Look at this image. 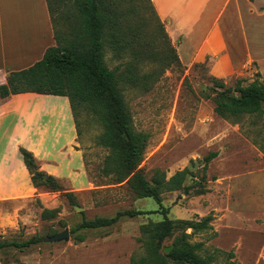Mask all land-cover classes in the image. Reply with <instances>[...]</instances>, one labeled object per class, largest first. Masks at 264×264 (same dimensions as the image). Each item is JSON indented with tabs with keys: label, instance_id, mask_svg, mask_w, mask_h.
Returning a JSON list of instances; mask_svg holds the SVG:
<instances>
[{
	"label": "rangeland",
	"instance_id": "1",
	"mask_svg": "<svg viewBox=\"0 0 264 264\" xmlns=\"http://www.w3.org/2000/svg\"><path fill=\"white\" fill-rule=\"evenodd\" d=\"M125 1L124 8L132 9L129 19L134 23L136 9L129 0ZM235 1L231 0L230 7ZM239 1L240 21L250 43L264 56V0ZM229 17L233 18L225 16L222 20L226 28L231 25ZM138 24L147 27L143 21ZM60 27H65V22ZM146 33L148 35L147 30ZM170 44L177 54L171 40ZM245 52L241 63H238L240 53L231 54L234 69L223 77L212 73L213 62L207 57L205 67L185 66L180 62L181 68L174 66L165 70L149 91L129 87L123 90L135 129L149 135L140 166L147 179L156 169L166 172L169 178L192 166L193 176L187 178L185 185L195 184L202 175L204 158L217 154L205 171L202 184L207 190L205 193L197 195L192 190L185 194L180 190L162 198L171 220L197 221L209 214L213 216L212 229L189 239L191 244L203 243L199 254L205 258L211 256L210 264H225L229 252L233 253L231 261L236 264H264V114L261 118L245 117L233 124L215 115L213 102L202 95L211 94V77L232 88L238 80H243V86L249 85L257 72L259 78L264 79V62L251 60ZM105 60L111 69L121 62L114 59L109 50L105 51ZM78 121V148L83 153L89 186L73 192L76 205H71L61 192L35 188V196L30 200L1 207L0 219L9 216L16 219L14 226L0 227L3 240L22 242L37 236L41 242L23 251L0 250V264H130L131 257L143 253L137 241L140 225L162 219L159 214L148 215L158 211L152 200L135 199L125 186L109 185L107 179L101 177L99 168L107 155V151L95 143L101 126L87 111L81 112ZM60 184L69 190L66 183ZM43 210H55L56 214L42 219ZM124 210H135L143 215L124 218L105 229L73 232L83 219L111 218ZM65 229L69 231L68 240L47 241ZM187 234H191V230H187ZM77 236L84 241L78 242ZM177 237L175 233L164 245L171 244Z\"/></svg>",
	"mask_w": 264,
	"mask_h": 264
},
{
	"label": "trees",
	"instance_id": "2",
	"mask_svg": "<svg viewBox=\"0 0 264 264\" xmlns=\"http://www.w3.org/2000/svg\"><path fill=\"white\" fill-rule=\"evenodd\" d=\"M125 3V0H46L55 44L33 66L7 75L6 84L0 85V101L23 93L63 96L69 101L78 136L81 112L87 111L99 123L101 133L95 143L107 151L99 168L101 177L107 179L109 185L125 186L135 199L152 200L158 211L148 215L162 216L160 221L140 225L137 241L143 253L131 257L130 264H210L211 256L205 258L199 254L203 243L191 244L189 239L194 234L212 229L213 216L209 214L197 221L171 220L167 217L168 209L162 205V198L180 190L185 194L192 190L197 195L205 193L207 190L202 185L205 171L217 154L211 153L204 158L202 175L192 185H185L187 178L193 176L192 166L169 178L159 169L154 170L149 179L144 175L140 166L149 135L135 129L123 90L129 87L149 91L165 70L174 66L181 68V63L151 1L129 0L128 3L136 9L134 23L129 19L132 9H125ZM140 21L147 27L139 25ZM62 22H65L63 28L60 27ZM106 50L121 61L112 69L105 60ZM205 65L206 62L194 67ZM259 77L257 73L247 86L242 85L243 80H238L233 88L211 77V94L202 95L213 102L215 115L230 123L237 124L245 117L261 118L264 114V79ZM19 152L34 188L61 192L71 205L77 204L73 192L65 190L54 177L38 170L31 152L22 147ZM33 168L36 172H32ZM55 214V210H43L41 217L49 219ZM140 215L143 213L124 210L111 218L83 219L73 232L109 228L124 218ZM187 230H191V234H187ZM175 233L178 237L165 246L164 242ZM76 239L84 241L81 236ZM40 242L37 236L18 242L5 241L0 235V250L14 248L23 251ZM170 245L172 249L165 253L164 248ZM233 257L229 252L225 264H236L231 261Z\"/></svg>",
	"mask_w": 264,
	"mask_h": 264
},
{
	"label": "crops",
	"instance_id": "3",
	"mask_svg": "<svg viewBox=\"0 0 264 264\" xmlns=\"http://www.w3.org/2000/svg\"><path fill=\"white\" fill-rule=\"evenodd\" d=\"M150 1L183 65L202 63L209 57L212 73L223 77L234 69V52L241 55L238 63L243 62L244 51L251 60L264 62L240 21L239 0L232 7L231 0ZM225 16L233 17L227 19L231 22L227 28L222 24ZM54 44L46 0H0V85L6 84L10 72L41 60ZM19 147L32 153L40 172L66 183L68 191L89 186L66 97L23 93L0 101V208L28 201L36 193ZM0 220H4L0 227H7L14 226L16 219Z\"/></svg>",
	"mask_w": 264,
	"mask_h": 264
},
{
	"label": "water",
	"instance_id": "4",
	"mask_svg": "<svg viewBox=\"0 0 264 264\" xmlns=\"http://www.w3.org/2000/svg\"><path fill=\"white\" fill-rule=\"evenodd\" d=\"M32 172H36V168H33ZM68 239H69V231L68 229H65L62 233H59V234H56L54 236L47 238V241L53 243V242H59V241L68 240ZM171 249H172V246L164 248V252L168 253L170 252Z\"/></svg>",
	"mask_w": 264,
	"mask_h": 264
},
{
	"label": "bare ground",
	"instance_id": "5",
	"mask_svg": "<svg viewBox=\"0 0 264 264\" xmlns=\"http://www.w3.org/2000/svg\"><path fill=\"white\" fill-rule=\"evenodd\" d=\"M54 103V102H53ZM43 105V104H42ZM21 110V109H20ZM19 110V111H20ZM58 110V109H57ZM31 115V114H30ZM34 115V114H33ZM15 117V116H14ZM36 121V120H35ZM54 121V120H53ZM18 122V121H17ZM34 125V124H33ZM4 128V127H3ZM8 129H9V127H8ZM34 129V128H33ZM33 129H32V131H33ZM8 132V131H7ZM2 144V143H1ZM3 146V145H2ZM6 147H7V145H6ZM6 151V150H5ZM10 158H11V156H10ZM11 160V159H10ZM15 160V159H14ZM15 163V162H14Z\"/></svg>",
	"mask_w": 264,
	"mask_h": 264
}]
</instances>
